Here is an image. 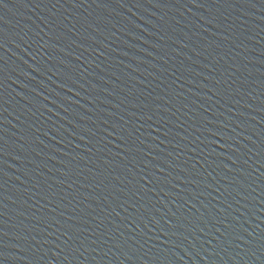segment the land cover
I'll return each instance as SVG.
<instances>
[{
	"label": "water",
	"instance_id": "water-1",
	"mask_svg": "<svg viewBox=\"0 0 264 264\" xmlns=\"http://www.w3.org/2000/svg\"><path fill=\"white\" fill-rule=\"evenodd\" d=\"M0 264H264V0H0Z\"/></svg>",
	"mask_w": 264,
	"mask_h": 264
}]
</instances>
